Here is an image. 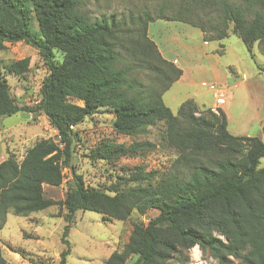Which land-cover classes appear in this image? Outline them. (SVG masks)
Here are the masks:
<instances>
[{"label": "trees", "instance_id": "16d2710c", "mask_svg": "<svg viewBox=\"0 0 264 264\" xmlns=\"http://www.w3.org/2000/svg\"><path fill=\"white\" fill-rule=\"evenodd\" d=\"M87 2L0 0V51L24 41L39 50L49 69L33 105L18 102L0 69V118L20 111L44 114L58 136L38 140L21 160H0V229L8 213L29 216L61 205L67 247L58 264H67V236L78 211H96L111 222L157 209L147 222H133L129 240L106 264H187L197 245L219 264H264V139L232 134L222 108H202L194 99L174 114L163 95L183 69L149 35L151 22L179 21L200 29L206 41L235 34L255 59L256 43L264 56V0H148L120 17L94 15ZM29 63L24 58L10 70L23 74ZM101 108L113 113L114 131L130 137L163 123L162 140L175 151L170 165H136L105 189L88 185L73 164L75 141L81 140L76 127ZM156 146L103 140L88 156L115 162ZM64 182L63 200L46 195L45 184ZM0 264H9L1 244Z\"/></svg>", "mask_w": 264, "mask_h": 264}, {"label": "rangeland", "instance_id": "374dc122", "mask_svg": "<svg viewBox=\"0 0 264 264\" xmlns=\"http://www.w3.org/2000/svg\"><path fill=\"white\" fill-rule=\"evenodd\" d=\"M148 0H88L87 5L94 15L102 13H116L118 17L123 13L126 15L131 9L137 10ZM160 22H151V36L162 48L170 47L169 38L174 34V29L161 26ZM180 23V22H177ZM33 31L39 29L37 20L31 18ZM176 34V33H175ZM185 42L189 37L176 34ZM235 41H241L243 50L237 53H229L231 45ZM211 46H217V41H211ZM228 53L224 56L227 61L240 59L239 73L227 70L230 76L237 81L243 78L245 72L249 80L236 92L233 101H229L231 118L229 119L230 132L234 135L246 134L258 135L260 129L258 124L252 122L254 108L258 105L261 113L264 110V79L262 74H257V62L264 70L263 55L259 50V44H254L253 52L258 56L255 59L247 49L244 42L235 34L226 39ZM166 50V49H165ZM57 60L62 59L60 52L55 51ZM182 56V55H181ZM244 56V57H243ZM29 58V70L23 74L12 72L11 64ZM203 58H198L199 62ZM259 60V61H258ZM205 61V62H204ZM202 60V66H208L206 59ZM263 61V62H262ZM206 64V65H205ZM186 66V65H185ZM0 69L10 85L12 95L21 105H33L41 99V86L44 78L49 73L39 50L24 42L6 43L5 48L0 51ZM188 70H190L188 68ZM142 77H147L142 72ZM197 84H174L163 98L165 103L172 109L174 114L178 113L180 105L189 98L194 100L203 108L213 104V90L211 84L220 88L222 82L212 80L211 77H197ZM206 81L207 85L202 84ZM224 84V83H223ZM227 98L230 94L226 92ZM230 100V99H229ZM80 103V101H77ZM233 104V105H231ZM202 109V108H201ZM217 109V108H213ZM114 115L107 108H101L96 114L88 117L76 129L80 133L81 140L75 141L73 164L78 173L82 174L88 185L103 188L107 187L118 177L123 176L128 168L136 165H144L147 169H165L175 157V151L163 142V123L149 128L147 134L130 137L118 134L113 128ZM58 139L57 130L50 124L44 114L24 113L22 111L11 116L0 118V160L13 155L21 160L26 151L42 138ZM258 137V136H257ZM103 140H113L117 143L130 144L133 141L148 140L156 143V148L142 151L133 157H121L115 162L105 160L93 161L89 158L90 149ZM264 166V158L261 159ZM46 195L56 200H63L66 196L67 185L64 182L59 186L44 185ZM66 209L61 205L50 207L44 211H38L29 216H18L8 213L4 227L0 229V244L3 255L9 264H58L61 252L67 245L62 241L63 230L66 222L63 214ZM157 209L150 210L144 216L134 213L129 219L104 221L103 214L85 210L76 213L75 222L72 224L67 239L69 240L70 253L67 256V264H106L107 259L115 250H121L129 240L133 222L143 220L147 222L158 214ZM190 262L187 264H219L218 260L197 245L190 249Z\"/></svg>", "mask_w": 264, "mask_h": 264}, {"label": "crops", "instance_id": "0c3cea01", "mask_svg": "<svg viewBox=\"0 0 264 264\" xmlns=\"http://www.w3.org/2000/svg\"><path fill=\"white\" fill-rule=\"evenodd\" d=\"M165 22L167 23L160 22L161 26H166L168 28L174 29V34L169 38V44L171 48H168V50L166 47L162 48L160 44H158V42L151 36V29H152L151 25H149V35L151 36L152 39L156 41L163 56L167 60L174 62L178 67L183 69V75L174 84L194 85L198 83L196 79L199 76L211 77L212 80H217L219 82H222L221 87L218 89L216 88L215 84L210 85V89L213 90V98H214L213 104L210 107L222 108L226 112L229 121L231 115H230V108L227 105L228 103H230L229 101H233L234 96L236 97V92L242 89V86H244V84L249 80V78L247 74L243 72L242 75L243 78L239 82L237 80H234L228 73L227 70L231 71L232 73H235L236 70V72L238 71L239 73L240 69L238 65L240 64L241 61V59L238 62L227 61L224 59V56L227 55L229 50L227 48V44H225L226 39L228 37L223 41H217L218 42L217 46H211L210 44L211 41H206L204 39V33L200 29L188 25L186 23H182V22L177 23L179 21L165 20ZM175 33L176 34L180 33L183 37H189L190 40L188 42H185L179 37L177 38ZM240 42L241 41H235L233 45L229 47L231 51L229 53L235 54L239 50L240 51L241 49L243 50L244 47ZM200 57L203 58L202 59L203 61L204 59H206V64L208 66L203 67L202 60H200L199 62L196 61ZM255 57L258 56L255 54ZM188 68L190 70H188ZM257 71H258L257 74H262L264 79V70L260 69L257 66ZM201 83L207 85L206 81H202ZM173 85L170 87V89L173 87ZM170 89H168L164 93L163 98L165 97L167 92H169ZM216 92L224 93L226 98L224 104L217 105L216 97H215ZM226 92L230 94L229 98H227ZM189 99H193V98H189ZM253 108H254V113H253L252 122H254V124L260 123L258 124V128L260 129V132L256 136L264 139V110L260 113L259 112L260 109L258 108L257 104L253 105ZM240 135L252 136L249 132Z\"/></svg>", "mask_w": 264, "mask_h": 264}, {"label": "built area", "instance_id": "2783aa9c", "mask_svg": "<svg viewBox=\"0 0 264 264\" xmlns=\"http://www.w3.org/2000/svg\"><path fill=\"white\" fill-rule=\"evenodd\" d=\"M215 97H216V103L217 105H222L225 103L226 98L223 92H216L215 93Z\"/></svg>", "mask_w": 264, "mask_h": 264}]
</instances>
